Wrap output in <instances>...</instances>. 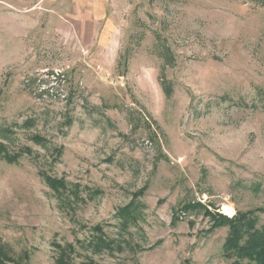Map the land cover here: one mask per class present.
Wrapping results in <instances>:
<instances>
[{
    "label": "rangeland",
    "instance_id": "rangeland-1",
    "mask_svg": "<svg viewBox=\"0 0 264 264\" xmlns=\"http://www.w3.org/2000/svg\"><path fill=\"white\" fill-rule=\"evenodd\" d=\"M70 3L0 0L8 264H251L184 208H264V4L108 0L110 42L82 51L54 29Z\"/></svg>",
    "mask_w": 264,
    "mask_h": 264
},
{
    "label": "trees",
    "instance_id": "trees-1",
    "mask_svg": "<svg viewBox=\"0 0 264 264\" xmlns=\"http://www.w3.org/2000/svg\"><path fill=\"white\" fill-rule=\"evenodd\" d=\"M259 2L264 4L263 0H259ZM35 140H39L38 137H35ZM2 152L3 146L0 144V153ZM26 152L28 153V151ZM2 155L7 162L15 163L17 162L20 153L12 156L6 153H2ZM41 176L43 177V180L48 183V186L53 188V181L50 178L45 177L43 173ZM194 209L203 210L204 215L208 217L210 227L205 232V235L210 234L221 227H228L227 237L222 246V255L225 259L247 261L251 264H264V223H260L258 215L264 214V208L248 212H237L231 217L220 212L207 211V209L200 204L186 206L184 211ZM91 247L95 254L103 251H112L114 248L111 241H105L102 237H98ZM56 248L59 250V259H65V250H70L71 247H61L57 245ZM21 260L22 262L27 263L29 256H22ZM8 263H16V261L4 251L0 242V264ZM60 264H64V262L60 261Z\"/></svg>",
    "mask_w": 264,
    "mask_h": 264
},
{
    "label": "crops",
    "instance_id": "crops-1",
    "mask_svg": "<svg viewBox=\"0 0 264 264\" xmlns=\"http://www.w3.org/2000/svg\"><path fill=\"white\" fill-rule=\"evenodd\" d=\"M107 3L108 0H71L68 11L65 9L55 19L56 34L64 39L71 37L70 43L75 42L82 51L91 43H96L99 50L105 49L112 29Z\"/></svg>",
    "mask_w": 264,
    "mask_h": 264
},
{
    "label": "bare ground",
    "instance_id": "bare-ground-1",
    "mask_svg": "<svg viewBox=\"0 0 264 264\" xmlns=\"http://www.w3.org/2000/svg\"><path fill=\"white\" fill-rule=\"evenodd\" d=\"M224 214L226 215H229V216H232L233 214V211L230 207H227L225 210H224Z\"/></svg>",
    "mask_w": 264,
    "mask_h": 264
}]
</instances>
